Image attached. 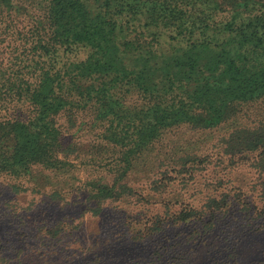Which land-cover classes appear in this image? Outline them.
<instances>
[{
	"label": "trees",
	"instance_id": "1",
	"mask_svg": "<svg viewBox=\"0 0 264 264\" xmlns=\"http://www.w3.org/2000/svg\"><path fill=\"white\" fill-rule=\"evenodd\" d=\"M19 1L0 0L8 49L0 58V178L12 180L10 193L28 206L18 218L34 232L20 244L0 239V264H90L81 245L74 252L56 243L71 235L82 243L84 224L68 231L47 213L70 205L83 165L102 170L84 182L87 211L114 210L110 222L123 224L136 249L129 259L99 245L94 264H195L169 234L181 225H192L181 239L205 246L207 264L227 244L237 264L239 247L264 243V121L241 120L244 106L264 100V0H28L42 15L27 35L16 28L28 14ZM14 35L21 45L6 43ZM131 87L140 93L134 105L123 101ZM88 121L99 140L67 134ZM216 137V166L227 170L219 187L232 171L244 174L199 207L184 205L171 176L190 175L184 184L205 173ZM37 197L47 204L35 207ZM26 238L45 249L26 253Z\"/></svg>",
	"mask_w": 264,
	"mask_h": 264
},
{
	"label": "rangeland",
	"instance_id": "2",
	"mask_svg": "<svg viewBox=\"0 0 264 264\" xmlns=\"http://www.w3.org/2000/svg\"><path fill=\"white\" fill-rule=\"evenodd\" d=\"M19 3H22L23 6L27 8L28 14L25 16H22L21 18L16 19V28L22 33L27 35L33 25L36 24V21L41 17L42 13L40 9L37 7L35 2H30L28 0H21ZM34 4V5H31ZM11 46H19L21 45V41L16 39V35L11 36L7 42ZM7 45V44H4ZM8 49L3 48V45H0V58L6 53ZM3 58V57H2ZM3 61L5 62L4 58ZM120 89H128V88H120ZM120 89L117 90L118 96H121ZM126 95V96H125ZM125 98H123V101L127 102L129 105L136 104L135 102L139 99L140 93L135 87H131V91L126 93ZM243 118L241 119L245 125H248L249 127H254L259 124L260 121H264V100L254 104V105H246L243 109ZM85 123V122H84ZM66 124V123H65ZM83 125L81 127L75 126V128L69 129L67 134H73L74 137L80 138L81 140L85 141H94L95 139L99 140L98 136L101 133L100 127L97 128H90L89 121L86 125ZM77 132V133H75ZM213 141V140H212ZM221 150V142L220 139L216 137L213 144L207 145L206 147V153L211 156L212 158V164L209 165L208 170L205 173H198L193 174V178L188 182L186 180L184 184L182 183L183 180L189 179L190 175L186 176L185 174L182 176H179L177 173L175 175L171 176L173 185L182 193V200L181 202L184 205H191L193 207H199L204 202V197L211 195L215 193V189L222 190L223 187H227L232 179H237V175H241L242 172L244 174V167L239 168V171L241 172H235L232 171L231 174L227 175V179L229 182L227 184H223V187H219L220 185L218 182L219 179H216V176L224 177L227 170L223 169L222 167L216 166L217 159L220 157L219 152ZM224 166H226V162H224ZM222 170V171H220ZM215 171H220L216 175H213ZM102 170L98 169L96 166H88L83 165L79 167L77 170L74 171V188L71 189L69 192V196L67 198V201L69 202V206H65L63 208L60 207V205H50L47 209V213L49 211L54 215V217L58 220H61L66 224V228H68V231L71 230V227L78 226L79 224L83 223V230L88 232L89 235L87 237L83 236L82 243L76 242L74 240L73 235L71 236H63L61 239L56 242L58 245L60 244L62 247H68L71 246L73 248V251H76L77 245H81L79 251H82L84 253L85 259L90 263H92L94 259V252H98V246H101L102 252L105 254V245L106 249L109 253V256L115 257V254L113 251L116 250L118 252H124L127 255H130L129 259L136 258L135 256V250L131 247L133 243L128 240L127 236L124 233L123 230V224L116 222L112 224L110 222V219L114 216L112 212L114 210L104 211L101 215L97 217H93L91 212L87 211V207L84 205V199H85V190L83 188L84 182L86 180H89L91 178H95L99 175H101ZM246 176L249 179H252L254 174L251 171H246ZM231 177V178H230ZM6 181L3 180V178H0V228L4 229L6 232L5 234H2V231L0 229V239L4 242H14L15 244H20V241L23 240V235L26 233L28 234V237L32 236V228H34V225L30 224L26 218L24 220H19V215L25 214L23 213L22 209H26L28 206L27 204L23 202H18L16 200V197L10 193L8 187L9 180L8 178ZM238 180V179H237ZM12 183V182H10ZM187 185V188H183L184 185ZM230 187V186H228ZM32 197V196H30ZM37 201H35L34 205L36 206H45L47 204L46 197H37ZM43 201V202H42ZM45 211V212H46ZM50 214V215H52ZM27 215V214H25ZM30 217V216H27ZM49 215L45 214L43 219H48ZM98 220L99 225L98 227L103 230V234H101L99 239H96L93 235V231L95 229V226H93V221ZM27 223H25V222ZM45 223L44 221L39 223L42 224ZM37 224L36 226H38ZM55 224V221L49 224V226H53ZM69 224V225H68ZM87 224V225H86ZM119 225V226H117ZM192 225H186L184 227L179 226L177 231H171L169 234L174 237V239L178 242H180L181 246L180 248L181 255H183V260L187 263H190L192 261H195V264H207L209 261H203L204 255L202 254V250L206 248L205 246L198 247L196 250V244L192 243L191 240L188 242H185L183 238L181 239V234H188L189 229H191ZM241 228H244L245 226H240ZM65 228V226H64ZM179 234V237L177 235ZM82 238V237H81ZM27 243V246L25 247L26 253H29L33 251L34 249H45L43 245H40L41 242L38 241V239H35L31 241L29 238H26L24 240ZM233 244H227L225 245V250H222V253H220V256H222L221 259L216 257L215 264H235L237 259L233 257ZM238 250L241 253H245V256L243 255L239 262L237 264H264V243L260 242L256 245H249V246H243L239 247ZM258 254V255H257ZM179 256V255H178ZM177 256V257H178ZM128 261V260H126ZM206 262V263H205ZM129 262H126L128 264ZM173 264H178L177 261L173 262Z\"/></svg>",
	"mask_w": 264,
	"mask_h": 264
}]
</instances>
